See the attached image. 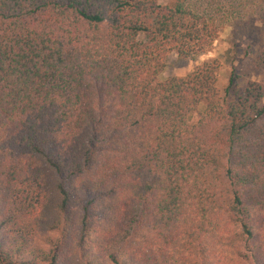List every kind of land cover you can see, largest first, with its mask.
I'll list each match as a JSON object with an SVG mask.
<instances>
[{
    "label": "trees",
    "instance_id": "16d2710c",
    "mask_svg": "<svg viewBox=\"0 0 264 264\" xmlns=\"http://www.w3.org/2000/svg\"><path fill=\"white\" fill-rule=\"evenodd\" d=\"M226 27L264 70V0H0V264H264V90L156 81Z\"/></svg>",
    "mask_w": 264,
    "mask_h": 264
},
{
    "label": "rangeland",
    "instance_id": "374dc122",
    "mask_svg": "<svg viewBox=\"0 0 264 264\" xmlns=\"http://www.w3.org/2000/svg\"><path fill=\"white\" fill-rule=\"evenodd\" d=\"M171 1L173 0H159L161 4ZM257 38L258 33L255 29L241 33L226 27L220 30L210 50L195 60L182 59L175 53L169 54L165 67L156 81L170 77H182L191 72L201 61L215 57L220 61L216 82L219 90L226 85L232 69L238 74L241 83L254 81L264 90V70L257 69L253 62L257 52Z\"/></svg>",
    "mask_w": 264,
    "mask_h": 264
}]
</instances>
